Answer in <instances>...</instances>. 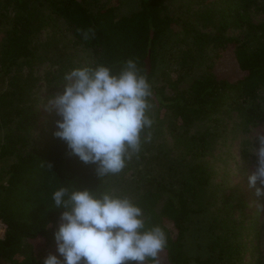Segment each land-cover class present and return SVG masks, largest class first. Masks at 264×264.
I'll return each instance as SVG.
<instances>
[{
  "label": "trees",
  "instance_id": "1",
  "mask_svg": "<svg viewBox=\"0 0 264 264\" xmlns=\"http://www.w3.org/2000/svg\"><path fill=\"white\" fill-rule=\"evenodd\" d=\"M133 1L137 6L123 12V0H0V17L7 16L8 25L0 44V74L10 77L9 88L0 91V124L5 129L0 160L7 162L0 173V222L5 225L0 264H43L34 251L55 243L53 234L62 212L54 209L55 190L64 186L102 193L112 186L113 176L99 180L95 165L71 155L66 143L53 135L58 117L43 125L38 140L30 135L38 78L32 70L27 74L22 70L33 67L35 37L52 20L63 21L93 61L118 71L127 59L136 60L152 85L150 103L196 158L206 155L212 143L208 131L187 135L196 122L227 107L242 111L247 125L264 122V23L252 17L253 6L259 8L264 1L190 0L185 4L186 17L170 11V0ZM3 10H9L6 16ZM210 27L212 31L205 30ZM229 27L257 35L255 45L226 36ZM89 28L95 30V37L85 41L78 30ZM175 33L180 37H173ZM209 51L213 54L206 65ZM163 62L166 67L159 73ZM198 65L205 66L204 72L188 80ZM155 129L154 125L152 142L132 160L137 163L138 188L132 198L144 210L149 226L159 225L167 234L160 264H263L261 258L245 260L249 247L243 224L230 215H215L205 258L189 253L195 215L217 204L209 194L213 174L202 162L189 164L185 176L175 180L140 170L143 162L157 160ZM170 169L171 173L177 167L171 163ZM221 207L230 213L227 198Z\"/></svg>",
  "mask_w": 264,
  "mask_h": 264
},
{
  "label": "clouds",
  "instance_id": "2",
  "mask_svg": "<svg viewBox=\"0 0 264 264\" xmlns=\"http://www.w3.org/2000/svg\"><path fill=\"white\" fill-rule=\"evenodd\" d=\"M78 31L85 41L95 37L94 29ZM57 88L42 103L58 117L53 135L71 155L95 165L99 180L122 173L152 142V85L136 60L127 59L118 71L98 61L75 67ZM253 145L256 165L248 184L262 197L264 132L256 133ZM52 200L54 209H62L53 234L57 254L49 253L43 264H160L167 234L159 225L149 226L127 193L61 186Z\"/></svg>",
  "mask_w": 264,
  "mask_h": 264
},
{
  "label": "rangeland",
  "instance_id": "3",
  "mask_svg": "<svg viewBox=\"0 0 264 264\" xmlns=\"http://www.w3.org/2000/svg\"><path fill=\"white\" fill-rule=\"evenodd\" d=\"M123 1L120 5L123 12H129L137 6L133 0ZM187 1L190 0H170V11L186 17L187 12L185 10H187V7L185 4ZM259 1L262 3L264 0ZM195 7L197 8V5ZM252 9L253 19L257 23H264V3L259 8L253 6ZM8 11H4L3 13L5 14L3 15L6 16ZM6 18L7 16L0 17V44L2 43L3 32L8 26ZM197 22L203 26V21L200 18ZM211 27L205 28V30L212 31ZM225 34L226 36L239 38L251 46H254L258 39L257 35L255 36L241 27H229ZM174 36L180 37L177 33ZM34 43L37 51V60L33 61L32 68L24 66L22 71L27 74L32 70L38 78L34 88L36 113L32 117L35 125L31 130L29 129L31 137L34 140H38L41 137L43 125L48 120L57 117L55 113H49L42 106L44 98L61 90L57 87L66 72L75 67L93 62V58L90 51L85 50L75 42L71 31L63 21L52 20L49 22L36 35ZM168 48L169 46L165 45V50ZM166 54H163V61H166ZM212 54L213 52L211 51L207 54L206 65L210 63ZM165 67L166 64L163 62L159 67V73L164 71ZM203 69H205L204 65H198L193 70V73L189 75L188 80L200 76L204 72ZM9 81L10 77L0 74V91L9 88ZM157 81L160 82V80ZM151 104L153 107L150 115L157 128L155 129L153 145L157 148L153 152L157 156V160L143 162L140 170H148L150 174L175 180L178 175L185 176V171L189 164L202 162L210 167L213 174L209 194L216 197L217 204L206 212L195 215L194 224L187 241L189 253L194 257L202 255V258H205L208 255L205 242L208 241V231L212 233L213 219L230 215L237 222L243 224L242 232L246 238L245 240H247V247H249L245 260L250 262L261 258L264 264V196L257 197L255 188H250L248 184V176L255 171L256 165V157L253 154V140L257 132H264V122L257 125H247L243 120V112L229 107L206 120L196 122L187 135L192 136L208 131V139H211L212 142L206 155L196 158L178 141L177 138L179 137L177 134L171 132L168 120L158 116L155 103L151 102ZM4 133L5 129L0 124V144L3 142ZM171 163H174L177 169L170 173ZM6 164V161L0 160V173H2ZM136 164V162L131 161L122 173L113 176L111 179V190L125 192L131 197L135 195L138 190L134 173ZM257 186H260L259 182ZM224 198L228 199L230 213L228 212L229 210H226V212L221 207L222 199ZM216 214L219 216L215 217ZM4 234L5 225L0 222V237H3ZM49 253L57 254L55 243L50 247L34 251L35 256L42 261ZM60 258L63 259L62 257Z\"/></svg>",
  "mask_w": 264,
  "mask_h": 264
}]
</instances>
